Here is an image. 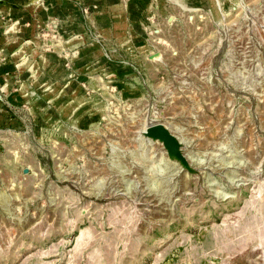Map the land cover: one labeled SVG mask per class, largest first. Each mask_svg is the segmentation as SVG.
Masks as SVG:
<instances>
[{
    "label": "rangeland",
    "instance_id": "1",
    "mask_svg": "<svg viewBox=\"0 0 264 264\" xmlns=\"http://www.w3.org/2000/svg\"><path fill=\"white\" fill-rule=\"evenodd\" d=\"M13 1L0 264H264V0Z\"/></svg>",
    "mask_w": 264,
    "mask_h": 264
},
{
    "label": "crops",
    "instance_id": "2",
    "mask_svg": "<svg viewBox=\"0 0 264 264\" xmlns=\"http://www.w3.org/2000/svg\"><path fill=\"white\" fill-rule=\"evenodd\" d=\"M68 1L70 0H17L16 1V4H15V1L12 2V4H9V9L11 10L10 12L14 11L15 13L14 14H18V11L21 10V9H26L27 11V14L26 15H23L21 17H15V19H18L19 21L18 22H22L21 20H24V19H28V21H24L25 25L26 26H30L32 23L34 24L35 22V25L39 26V22H40V19L42 21H45V18H48L50 19V16L55 17V9H58L59 13L58 14V19L59 20H66L68 18L67 16V10H68V5L69 7H71L72 3L70 4ZM43 4V8L44 10H46V12H42V13H39L38 9L37 12H33V9L34 8H37V6L39 4ZM75 5V4H74ZM31 8V9H29ZM42 10V9H41ZM35 13V14H34ZM13 14L11 13L10 16H12ZM26 16V18H25ZM52 19V18H51ZM74 19V18H73ZM4 30H0V36L2 35ZM59 41V40H57ZM3 50V49H2ZM15 65V64H14ZM18 66V65H17ZM14 68V67H12ZM11 71H14V70H11ZM9 74L10 72L9 71H2L0 74L4 75V74ZM32 76V75H31Z\"/></svg>",
    "mask_w": 264,
    "mask_h": 264
}]
</instances>
